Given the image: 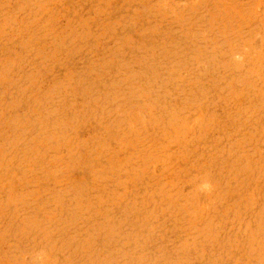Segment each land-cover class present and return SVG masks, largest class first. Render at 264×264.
Segmentation results:
<instances>
[{"label":"rangeland","instance_id":"obj_1","mask_svg":"<svg viewBox=\"0 0 264 264\" xmlns=\"http://www.w3.org/2000/svg\"><path fill=\"white\" fill-rule=\"evenodd\" d=\"M0 264H264V0H0Z\"/></svg>","mask_w":264,"mask_h":264}]
</instances>
